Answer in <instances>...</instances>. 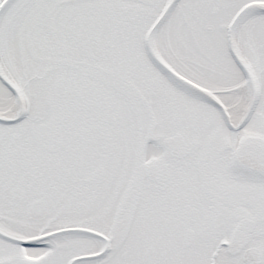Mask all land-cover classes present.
<instances>
[{
    "label": "snow or ice",
    "instance_id": "snow-or-ice-1",
    "mask_svg": "<svg viewBox=\"0 0 264 264\" xmlns=\"http://www.w3.org/2000/svg\"><path fill=\"white\" fill-rule=\"evenodd\" d=\"M0 264H264V0H0Z\"/></svg>",
    "mask_w": 264,
    "mask_h": 264
}]
</instances>
